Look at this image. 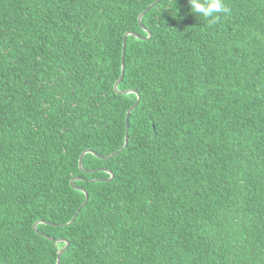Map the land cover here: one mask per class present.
I'll use <instances>...</instances> for the list:
<instances>
[{
	"label": "trees",
	"instance_id": "trees-1",
	"mask_svg": "<svg viewBox=\"0 0 264 264\" xmlns=\"http://www.w3.org/2000/svg\"><path fill=\"white\" fill-rule=\"evenodd\" d=\"M225 3L0 0V264H264V0Z\"/></svg>",
	"mask_w": 264,
	"mask_h": 264
},
{
	"label": "clouds",
	"instance_id": "clouds-1",
	"mask_svg": "<svg viewBox=\"0 0 264 264\" xmlns=\"http://www.w3.org/2000/svg\"><path fill=\"white\" fill-rule=\"evenodd\" d=\"M190 14L206 20L209 26L216 24L221 15H227L230 9L225 0H187Z\"/></svg>",
	"mask_w": 264,
	"mask_h": 264
},
{
	"label": "water",
	"instance_id": "water-1",
	"mask_svg": "<svg viewBox=\"0 0 264 264\" xmlns=\"http://www.w3.org/2000/svg\"><path fill=\"white\" fill-rule=\"evenodd\" d=\"M141 17V16H140ZM129 35H132V34H129ZM126 36V35H125ZM135 36V35H134ZM137 38H140L139 36H135ZM149 37V36H148ZM123 55H124V40H123V49H122V55H121V72L123 71ZM120 79L114 84V90L117 92L116 90V87H117V84L119 83ZM132 91H127V92H117L119 94H127V93H131ZM138 103V96H137V100L136 102L132 105V107L130 108V110L127 112V116L129 115V112L137 105ZM128 118V117H127ZM127 118H126V123H127ZM125 143H126V140H125ZM85 153H88V151L84 152L81 157L85 154ZM81 157H80V160H79V167H80V164H81ZM99 157V156H98ZM99 158H103V157H99ZM87 196L85 194V199H84V202L82 203V205L85 203V200H86ZM65 248V247H64ZM62 251L59 253L61 254ZM58 258H59V255L57 257V261H56V264H58Z\"/></svg>",
	"mask_w": 264,
	"mask_h": 264
}]
</instances>
